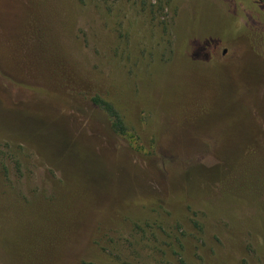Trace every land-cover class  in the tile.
Returning a JSON list of instances; mask_svg holds the SVG:
<instances>
[{"label":"rangeland","instance_id":"1","mask_svg":"<svg viewBox=\"0 0 264 264\" xmlns=\"http://www.w3.org/2000/svg\"><path fill=\"white\" fill-rule=\"evenodd\" d=\"M0 264H264V0H0Z\"/></svg>","mask_w":264,"mask_h":264},{"label":"trees","instance_id":"2","mask_svg":"<svg viewBox=\"0 0 264 264\" xmlns=\"http://www.w3.org/2000/svg\"><path fill=\"white\" fill-rule=\"evenodd\" d=\"M210 57L212 58V52H210ZM92 101L108 115L112 132L125 136L127 134V126L114 105L101 97H94Z\"/></svg>","mask_w":264,"mask_h":264}]
</instances>
